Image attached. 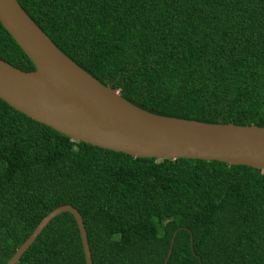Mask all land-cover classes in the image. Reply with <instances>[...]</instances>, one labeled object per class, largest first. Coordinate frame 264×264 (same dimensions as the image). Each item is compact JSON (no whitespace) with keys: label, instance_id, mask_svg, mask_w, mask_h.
<instances>
[{"label":"trees","instance_id":"16d2710c","mask_svg":"<svg viewBox=\"0 0 264 264\" xmlns=\"http://www.w3.org/2000/svg\"><path fill=\"white\" fill-rule=\"evenodd\" d=\"M18 1L140 108L264 126V0ZM0 58L35 68L1 22ZM63 204L81 213L93 264H163L175 230L166 264H264V170L75 141L0 98V264ZM16 264H85L73 215L52 218Z\"/></svg>","mask_w":264,"mask_h":264},{"label":"water","instance_id":"95a60500","mask_svg":"<svg viewBox=\"0 0 264 264\" xmlns=\"http://www.w3.org/2000/svg\"><path fill=\"white\" fill-rule=\"evenodd\" d=\"M0 22L35 67L25 71L0 58V98L33 120L72 140L134 157L218 160L264 170V126L208 123L149 112L63 53L18 0H0ZM62 212L73 215L85 264H93L83 218L70 204L47 213L5 264H16L42 229ZM190 245L193 249L192 234Z\"/></svg>","mask_w":264,"mask_h":264}]
</instances>
